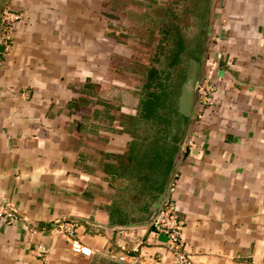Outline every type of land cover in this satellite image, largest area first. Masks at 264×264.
Here are the masks:
<instances>
[{
  "label": "crops",
  "instance_id": "obj_1",
  "mask_svg": "<svg viewBox=\"0 0 264 264\" xmlns=\"http://www.w3.org/2000/svg\"><path fill=\"white\" fill-rule=\"evenodd\" d=\"M163 1L175 11L188 0H0V15L15 14L0 32V202L20 215L0 223V264H175L151 226H134L177 152L155 164L169 165L164 185L135 172L133 144H149L133 135L144 99L134 64L166 22L150 12ZM209 1L192 2L195 31ZM210 71L213 103L199 102L174 170L186 252L193 264H264V0H212ZM58 219L76 222L91 256L72 252Z\"/></svg>",
  "mask_w": 264,
  "mask_h": 264
},
{
  "label": "rangeland",
  "instance_id": "obj_2",
  "mask_svg": "<svg viewBox=\"0 0 264 264\" xmlns=\"http://www.w3.org/2000/svg\"><path fill=\"white\" fill-rule=\"evenodd\" d=\"M193 1L194 0H188L187 2H183L179 5L178 4L175 5V7L178 8L176 10V13L178 14L177 15V19H178L177 21H178V25L180 27L179 31L182 34H184V33L187 34L189 36V37L187 36L188 40L191 39L190 37L195 35L194 37H192L190 42H186L185 45L184 44L181 45L180 43H178L175 46V48L173 46L175 51H172V47H171L170 49H168V51H166L160 55L159 53H157V51L160 50L159 44H160V46L161 45H167L168 46V44H171V46H172V44L174 45V38L172 39V38L168 37L167 39H170L171 42L170 41L166 42V37L164 35L169 34V33L167 32L166 34H164L163 30H162L164 28V26L162 25V23H160V29L157 26L159 24H157L155 26L156 27L155 31H153V32L149 31L144 36V39L141 42V46L143 44L144 49H141L138 53H136V58H135L136 63L134 64V66H135L134 71L139 73V87L138 88H141V89H143V87H142L143 84H144V89H145V84H146L147 79H148L147 74L151 68L150 66H153L156 64V66L161 70L160 76L163 79H165V81L167 83L170 84L169 85L170 87L168 86V90L169 91L171 90V92H172L171 97L173 96L172 94H173L174 90L177 89L178 96L176 97L177 98L176 102H175V100H174V102L176 103V107L178 108V110L181 114L180 117L184 118L183 119L184 123L186 121V118L184 117V113H185L184 104L182 106H180L179 105V99H180V97H183V93L186 91L185 85L187 84V81L189 79L190 68L193 65V63L195 62V60H197L199 58V55L201 52L202 33H203L202 30L200 32V29H197L195 31V26H194L195 22L192 25L193 20L196 21V18L194 19V16H195L194 10H195L196 4L192 3ZM164 2H169V1H163V5H161V6H155V5H154V7L150 6L152 9L154 8L153 10L151 8H149L150 10H152L150 12L154 13L155 16H158L159 13L161 16H165L166 11H167L166 8L168 7V5H166L167 3L165 4ZM191 20H192V22H191ZM185 28L187 30H185ZM174 35H176V38H179L178 33H175ZM164 40H165V42H164ZM162 47H163L162 50H164V46H162ZM180 49L182 51H180ZM157 58L160 59V62H159V60L157 61ZM175 58L180 59V61H182V62H175L174 63ZM184 58H185V62H183ZM170 63H172V65ZM184 89H185V91H184ZM166 102L167 101L162 99V101L160 103L166 104ZM153 105H154V102H152V101L149 104H148V101L145 102L146 109H149V110L154 109ZM142 113H143V110L140 111L139 116ZM183 121H182V123H183ZM142 123L143 122L141 120V122L139 124H137L136 127L139 128L140 125H142ZM149 123L152 124V122H149ZM159 125H160L159 122L156 121L155 125H154L155 133L152 136V138H154L157 141L159 140L158 142H161V143L163 142L164 145H167V146L169 144H171V146H172V144L178 145L179 141L182 138L181 137L182 136V129H179V130L176 129L175 137L171 139V140H173V143H169L170 140L165 135V133L163 131V129L165 127H162V126L160 127ZM177 126H180V124L177 123ZM161 128H162V131L159 132L160 131L159 129H161ZM147 134H149V131ZM151 134L152 133H150L149 140L152 139ZM136 135H139L138 130L136 132ZM147 139H148V137H147ZM173 146H175V145H173ZM139 147H140L139 142L135 143V145L133 144V147H132L133 148L132 153H134V148H137L138 153H139V157L137 160L138 164H136V166H135V168H136L135 172H139V170H142V169L143 170L144 169L145 170L150 169V171H151L150 176H152V177H151V179H148V181L151 182V180H152L151 183H153V180H155L156 177L158 179V176H160V174L163 170H165L167 168V171H168L169 165H167L161 172L159 171V168L157 170V168L155 167V164L159 159V157L157 156L156 150H155V147L158 148L157 144H154V146H153V144H151V147H150L151 151H155V152H152V155H150L148 153L149 148L145 149V147H142V149H141ZM175 147L177 149V146H175ZM171 160L169 157L168 164H171ZM116 162H119L118 159H116ZM133 168H134V166H132V171H133ZM124 170H125V168H124ZM126 170L129 171L130 168L128 167ZM143 170H142V173H144ZM154 175H157V176L154 177ZM145 181H146V184L149 183V182H147V178H145ZM154 182H156V181H154ZM116 202H117V200H116Z\"/></svg>",
  "mask_w": 264,
  "mask_h": 264
},
{
  "label": "built area",
  "instance_id": "obj_3",
  "mask_svg": "<svg viewBox=\"0 0 264 264\" xmlns=\"http://www.w3.org/2000/svg\"><path fill=\"white\" fill-rule=\"evenodd\" d=\"M15 21V14L9 11H4L2 18V26L7 25L11 27ZM10 36L6 33L0 34V45H4L7 49L9 45ZM1 66V57H0ZM214 74L212 71L208 73L200 86V103L202 105H210L213 103V98L210 96L212 92L215 91ZM176 175V174H175ZM171 181L170 195L164 204V207L156 218V220L151 225L152 231L156 236L160 234H165L168 237L167 242H164L168 249L174 254L175 264H193L191 257L186 252V247L184 244V224L185 222L181 220L178 216V211L176 205L174 204L173 197L175 194L174 178ZM20 219L19 212L17 209L9 204L0 202V223L12 224ZM55 230L57 233L63 235L75 254L91 256L93 250L78 236L76 222L69 219H58L56 221ZM122 246V245H120ZM121 261H125V255L119 257Z\"/></svg>",
  "mask_w": 264,
  "mask_h": 264
},
{
  "label": "trees",
  "instance_id": "obj_4",
  "mask_svg": "<svg viewBox=\"0 0 264 264\" xmlns=\"http://www.w3.org/2000/svg\"><path fill=\"white\" fill-rule=\"evenodd\" d=\"M197 4L195 5V13L198 11L197 10ZM166 14H165V23H164V28L162 29L163 30V33L166 34L167 32L169 34H166L164 35L166 37V42H171L170 39H167L168 37L169 38H174V45L172 44H168L167 45H161L159 44V49L157 51V53H159L160 55L163 54L164 52L168 51V49H170L172 47V51H175L174 48L175 46L180 43L181 45H185L186 42H190V40L192 39V37H194L195 35H193L192 37H190L191 39L188 40V37L186 34H182L179 29V25H178V19H177V13H176V10L172 11V8L171 7H167L166 8ZM194 19H195V16H194ZM179 27V28H178ZM175 33H178V37L180 38H176V35H174ZM184 35V36H183ZM179 39V40H178ZM165 42V40H164ZM162 46H164V50H162ZM174 46V48H173ZM185 47V46H184ZM180 51H182L180 49ZM179 53V52H178ZM159 57V56H158ZM159 60L160 62V59L157 58V61ZM175 62H182L180 61V59H177L175 58L174 59V63ZM185 62V58H184V61ZM155 64V63H154ZM172 65V63H170ZM175 65V64H174ZM150 70L148 72V79H147V82L145 84V89H144V84H143V89H142V94L144 96V99L142 101V110H143V113L140 114V116H138L136 119H134L132 121V123L134 124V126H137V124H139L142 120V125H140V127L138 128V134L139 135H136V133L133 132V135L135 136L136 138V141H140V142H144L145 144H149V149H148V153L150 155H152V152H155V151H151V145L150 144H157L158 145V148L155 147V150H156V153H157V156H159V154L161 155V158L159 157L160 160H163V156H166L168 155L169 157H171V159L173 158L171 154L173 150H167L165 149V145L164 143L162 142H158L157 140H155L154 138H152V136L154 135L155 133V128H154V125H155V122H159V126H167L168 125V121H167V118L159 111L162 107V104L160 103L162 101V97L164 98L165 96L169 97L168 95L170 94L171 90L169 91L168 90V86L170 85L169 83H167L165 81V79H163L161 76H160V72L161 70L155 65L153 66H150ZM143 74V73H142ZM163 76V75H162ZM169 78V77H168ZM170 87V86H169ZM162 90V91H161ZM177 90V89H175ZM161 97V98H160ZM148 101V104L152 101L154 102V109L152 110H149V109H146V106H145V102ZM158 107V108H157ZM149 122H152V124H150ZM150 126V127H149ZM161 132L162 131V128L159 129ZM149 131V134H147ZM150 133L151 134V138L149 140V136H150ZM148 137V139H147ZM157 139V138H156ZM165 142V141H164ZM178 146V145H177ZM158 149V150H157ZM176 150V147L174 148ZM170 159V160H171ZM168 161V159H167ZM172 162V160H171ZM170 167H171V164H170ZM144 173L142 175L143 178H147V179H151L152 176H150V169H144L143 170ZM164 170L161 172V175H160V180L161 182H163V185H164V181L165 179L164 178ZM163 175V177L161 178V176ZM147 176V177H146ZM145 180V179H144ZM148 182V180H147ZM152 182V181H151ZM151 182L150 185H151ZM146 183V181H145ZM148 186V185H146Z\"/></svg>",
  "mask_w": 264,
  "mask_h": 264
},
{
  "label": "water",
  "instance_id": "obj_5",
  "mask_svg": "<svg viewBox=\"0 0 264 264\" xmlns=\"http://www.w3.org/2000/svg\"><path fill=\"white\" fill-rule=\"evenodd\" d=\"M207 7H208L207 21L203 29L201 52L199 58L195 60V62L190 68L189 79L187 81V84L185 85L186 91L184 89L185 92L183 93V97H180L179 99V105L182 106L184 104V110H185L184 116L186 118V121L183 125L184 128L183 136L178 143L177 152L173 158L171 173L168 177L166 187L162 192V194L160 195L158 202L151 213V216L147 220L134 224V226H138V227L151 226L153 222L156 220V218L159 216V214L161 213L164 204L166 203L170 195V186H171V181L174 177V170L178 167V165L181 162L184 147L188 141L190 131L195 122L196 112L200 101V86L203 83L205 77V62L209 52V44L211 42V37H212V0L209 1ZM4 11H5V6H3L0 15V32L2 28V18ZM5 49L6 47L4 45H0V53H3ZM221 71L223 72L224 70ZM159 238L164 242H167L168 240V237L165 234H160Z\"/></svg>",
  "mask_w": 264,
  "mask_h": 264
},
{
  "label": "flooded vegetation",
  "instance_id": "obj_6",
  "mask_svg": "<svg viewBox=\"0 0 264 264\" xmlns=\"http://www.w3.org/2000/svg\"><path fill=\"white\" fill-rule=\"evenodd\" d=\"M181 90V89H180ZM177 90H174L173 92V96L171 97V93L168 95L169 97L165 96L164 98L162 97V99H164L166 102V104H162V107L159 111L167 118L168 121V125L165 126V128L163 129L165 135L169 138V143H173V140H171L172 138L175 137V131L176 129H182V121H183V117H180V112L178 110V108L176 107V97L178 96V92ZM180 92V91H179ZM161 98V97H160ZM175 100V102H174ZM184 122V121H183ZM177 123L180 124V126H177ZM164 127V126H162ZM176 144H172V146ZM166 148H168L167 150L173 149V147L171 146V144H169L168 146L165 145Z\"/></svg>",
  "mask_w": 264,
  "mask_h": 264
}]
</instances>
